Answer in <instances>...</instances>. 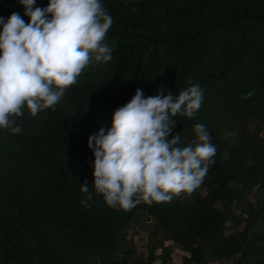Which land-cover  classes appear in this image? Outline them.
<instances>
[{"label":"trees","instance_id":"16d2710c","mask_svg":"<svg viewBox=\"0 0 264 264\" xmlns=\"http://www.w3.org/2000/svg\"><path fill=\"white\" fill-rule=\"evenodd\" d=\"M101 3L112 60H93L54 109L33 117L25 107L20 134L0 129V264H129L141 215L170 230L181 264H264V135L242 131L264 123V0ZM13 13L30 21L20 0H0V17ZM189 81L204 100L193 118H173L172 135L187 146L205 125L217 152L202 184L169 202L109 207L94 189L89 136L106 134L137 89L178 96Z\"/></svg>","mask_w":264,"mask_h":264},{"label":"clouds","instance_id":"9594fccd","mask_svg":"<svg viewBox=\"0 0 264 264\" xmlns=\"http://www.w3.org/2000/svg\"><path fill=\"white\" fill-rule=\"evenodd\" d=\"M20 3L29 22L19 13L0 17V129L12 134L22 131L17 120L25 107L33 117L54 109L93 60L111 61L113 52L104 43L113 20L101 0H49L45 8L36 0ZM189 85L178 96L162 86L153 96L137 89L115 110L106 134L101 128L89 136L94 189L109 207L130 211L141 203L169 202L202 184L217 152L205 125H195L196 139L187 146L172 135L174 117L193 118L202 106L204 89ZM81 191L88 193L81 201L88 206L87 181Z\"/></svg>","mask_w":264,"mask_h":264},{"label":"rangeland","instance_id":"374dc122","mask_svg":"<svg viewBox=\"0 0 264 264\" xmlns=\"http://www.w3.org/2000/svg\"><path fill=\"white\" fill-rule=\"evenodd\" d=\"M242 131L247 135L254 133L264 135V123L248 121ZM195 139L196 137L190 143ZM154 225L157 226L156 229ZM127 235L134 248L129 264H140L150 259L153 260L151 264H181L182 258L186 254L182 246L171 239L170 230L163 226L159 219L151 221L141 215L138 222L128 231ZM166 249L169 250L171 257L167 263L164 262ZM212 264L222 263L218 261Z\"/></svg>","mask_w":264,"mask_h":264}]
</instances>
